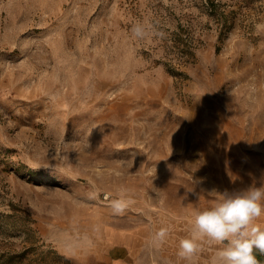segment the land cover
<instances>
[{
  "label": "rangeland",
  "instance_id": "rangeland-1",
  "mask_svg": "<svg viewBox=\"0 0 264 264\" xmlns=\"http://www.w3.org/2000/svg\"><path fill=\"white\" fill-rule=\"evenodd\" d=\"M262 182L264 0H0V264H213L195 212Z\"/></svg>",
  "mask_w": 264,
  "mask_h": 264
},
{
  "label": "clouds",
  "instance_id": "clouds-1",
  "mask_svg": "<svg viewBox=\"0 0 264 264\" xmlns=\"http://www.w3.org/2000/svg\"><path fill=\"white\" fill-rule=\"evenodd\" d=\"M134 38L145 39L153 32L147 22L132 25ZM217 193L212 190L209 194ZM133 201L126 193H119L110 202L111 213L123 216ZM264 217V182L239 190H224L208 208L195 212L190 235L181 238L176 255L188 261L200 251L204 240L219 247L213 264H260L256 252L264 255V227L258 221ZM169 229L161 227L150 237L149 243L159 247L166 242Z\"/></svg>",
  "mask_w": 264,
  "mask_h": 264
},
{
  "label": "trees",
  "instance_id": "trees-1",
  "mask_svg": "<svg viewBox=\"0 0 264 264\" xmlns=\"http://www.w3.org/2000/svg\"><path fill=\"white\" fill-rule=\"evenodd\" d=\"M255 254L257 259L260 261V264H264V255H261L259 252H256Z\"/></svg>",
  "mask_w": 264,
  "mask_h": 264
}]
</instances>
